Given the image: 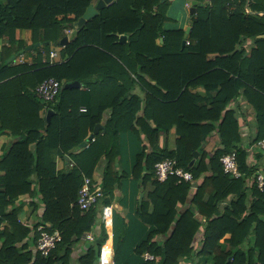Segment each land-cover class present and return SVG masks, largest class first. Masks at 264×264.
<instances>
[{"label": "trees", "instance_id": "1", "mask_svg": "<svg viewBox=\"0 0 264 264\" xmlns=\"http://www.w3.org/2000/svg\"><path fill=\"white\" fill-rule=\"evenodd\" d=\"M196 1L186 35L164 28L169 0H114L81 29L73 24L97 0H0V136L13 139L0 157V224L6 222L0 264H73V246L94 230L75 264H99L107 239L100 207L113 202L126 179L150 189L132 216L112 224L114 264H194L195 257L264 264V188L247 187L255 169L238 145L232 109L242 95L255 108L257 138L264 139V0ZM67 29L72 33L62 46ZM242 37L254 38L247 53L236 48ZM30 45L38 46L20 54ZM50 50L59 54L52 63ZM32 51L33 61L17 62ZM49 78L61 85L45 103L35 88ZM72 82L79 86L69 87ZM198 87L203 94L192 92ZM98 124L103 129L88 142ZM129 133L139 149L126 171L118 168L119 139ZM214 135L219 144L209 153L205 144ZM233 150L241 178L222 170L220 157ZM66 157L71 167L57 170L56 158ZM167 159L193 181H157L154 166ZM84 178L102 193L89 211L76 203ZM22 198L43 206L36 223L17 220ZM39 225L61 232L46 257L35 249Z\"/></svg>", "mask_w": 264, "mask_h": 264}, {"label": "crops", "instance_id": "2", "mask_svg": "<svg viewBox=\"0 0 264 264\" xmlns=\"http://www.w3.org/2000/svg\"><path fill=\"white\" fill-rule=\"evenodd\" d=\"M189 5L190 0H170L169 6L166 11V16L168 17V21L164 23V28L167 30H184L186 35L190 29V15H189ZM1 41H0V48H1ZM254 46V38H241V45H237V49H245L246 53ZM36 58L35 52H30L28 57H19L17 59V62H26V61H33ZM194 93L203 94L204 89L202 87H198L194 90H192ZM232 109L234 110L235 117L238 122V129L241 136V142L238 144L240 148L245 150L247 154L248 164L254 167V173L250 178H248L247 181V187L250 188L254 184L252 182V178L256 172H260L264 175V152L260 151H254L250 153L247 149L251 143H255L256 141H264V139H258L257 138V121H256V111L255 108L250 105L242 95H240L236 102L232 104ZM148 123H151L150 121ZM102 127L103 125L100 124ZM101 131V130H99ZM90 132L88 134H91ZM87 137V138H88ZM86 138V140H87ZM94 138V137H93ZM164 135L161 134L160 137V146L164 145ZM167 139V146L169 149H173L175 145V131L174 128H172L169 131ZM218 136L214 135L211 136L207 143L205 144V150L207 152H211L214 148L217 147L219 144ZM120 143V156L118 158V168L125 169L126 171H129L131 167V163H133L134 154L138 151V143L134 141L133 135L131 133L125 134V136H121L119 139ZM13 141V139L7 135H1L0 136V157L2 155L3 149L8 147V145ZM89 142V141H88ZM86 147V146H85ZM221 147V146H220ZM83 148V146H82ZM222 148V147H221ZM80 150H77L76 152H79ZM257 155H260V158H257ZM196 160L193 164H195ZM105 160H100L98 164V171L95 173V180H100V174L102 172V169L104 167ZM72 164H69V160L66 159H60L56 158V166L57 170H62L65 167L70 168ZM2 172H0L1 174ZM247 180V179H246ZM150 189V186H147V189L145 190L143 186H140L138 188V185L134 182H131V180H122L121 184L118 188L115 190V197L113 202L110 204L113 207V222L114 220H117L118 218H128L133 215L134 210L136 208L137 202L141 201L142 198L146 197V194L148 190ZM142 195V197L140 196ZM21 199V198H20ZM230 198H227L226 201L221 202L219 206L223 208L228 202ZM18 202V201H17ZM16 202V203H17ZM21 202V210L17 214V220L22 224H34L37 221L40 220V218L37 217V214H40L42 211L43 206L39 203H37V207H33L30 205L29 200L23 199L20 200ZM98 205V204H97ZM103 206L100 207V212ZM117 207V208H116ZM11 207L9 206L7 210H9ZM36 208V209H35ZM115 208L117 209L115 212ZM178 208H181V205H178ZM100 216V215H99ZM199 222L203 223L205 218L196 215L195 216ZM118 223V221H117ZM6 224V222H2L0 224V230L3 228V226ZM113 226V225H112ZM203 227H200V232H202ZM94 231H90L86 233L78 242L76 245L73 246L74 250L72 252V263L75 264L76 260L78 259V256L80 254H83L85 251V245L87 243L92 242L94 237ZM88 236H91V239L88 238ZM112 244H113V231H112V238H111ZM3 240H0V248L2 246ZM206 260L205 258H203ZM190 264L185 259L180 262V264ZM195 264V262H194ZM209 264V263H208Z\"/></svg>", "mask_w": 264, "mask_h": 264}, {"label": "built area", "instance_id": "3", "mask_svg": "<svg viewBox=\"0 0 264 264\" xmlns=\"http://www.w3.org/2000/svg\"><path fill=\"white\" fill-rule=\"evenodd\" d=\"M205 4H209L210 0H203ZM190 7V5H189ZM72 33V30H65V34L68 39V35ZM59 57L57 50H50L48 53V61L50 63L54 62ZM47 59H44L46 61ZM60 82L53 78H49L41 82L35 88V95L38 99L45 103L53 102L55 97L58 95L60 90ZM80 111H85L84 107L80 108ZM250 153L254 151L264 152V141H256L251 143L247 149ZM237 154L236 151H231L220 157V163L222 166L223 172L232 177V178H241L243 174L238 169L237 164ZM154 175L157 181L164 182L170 176H175L178 179V182L193 181L192 174L189 171L183 170L182 168L176 166V162L173 159H167L158 162L154 166ZM248 181V179H247ZM255 187L262 191L264 188V175L260 172H256L252 178V182ZM89 178H84L83 184L81 185L77 205L81 211H89L95 208L102 197L100 191H93L90 188ZM100 219L102 224L105 227L107 233V239L99 250V264H114V249L111 241L112 238V224H113V207L111 205H105L102 207L100 212ZM39 236L36 240V251L43 257L48 256L50 251L54 249L55 245L61 240V232L47 231L43 225L37 227ZM91 239V236H88ZM144 258L147 260H153V256L145 253Z\"/></svg>", "mask_w": 264, "mask_h": 264}, {"label": "water", "instance_id": "4", "mask_svg": "<svg viewBox=\"0 0 264 264\" xmlns=\"http://www.w3.org/2000/svg\"><path fill=\"white\" fill-rule=\"evenodd\" d=\"M114 0H97L95 5H89L87 7V9L85 10L84 14L73 24L74 28L76 29H81L88 20L92 19L94 16H96L98 14V10H100L101 8L105 7L106 5H108L109 3L113 2ZM170 1V0H169ZM197 1L196 0H190V8L188 10L189 15L193 16L195 13V6L197 5ZM121 39H125L124 36L121 37ZM67 42V37H63L60 41V44L62 46L65 45V43ZM38 45L35 46H27L24 50L20 51V54H22L23 52L26 51H31L34 47H37ZM14 56L10 57V60H13ZM69 87H78L79 83L78 82H72L71 84L68 85ZM51 115V111H48L46 119H49V116ZM103 127L98 124L94 127V130L92 131V133L89 135V137L87 138V141H90L93 139V137L99 132V130H102ZM223 148V146H221ZM194 157L190 163V166L193 165L195 159L198 157V152H194L193 153ZM142 197V195H140Z\"/></svg>", "mask_w": 264, "mask_h": 264}, {"label": "rangeland", "instance_id": "5", "mask_svg": "<svg viewBox=\"0 0 264 264\" xmlns=\"http://www.w3.org/2000/svg\"><path fill=\"white\" fill-rule=\"evenodd\" d=\"M64 33H65V31H64ZM65 37H67V36H65ZM117 208V207H116ZM115 208V212H116V209ZM199 237L197 236V239H198ZM198 243H196L195 244V246L197 245ZM194 260H195V264H208L209 262H207L206 260H204L203 258H201V257H195L194 258ZM185 264V263H184ZM187 264V263H186Z\"/></svg>", "mask_w": 264, "mask_h": 264}]
</instances>
